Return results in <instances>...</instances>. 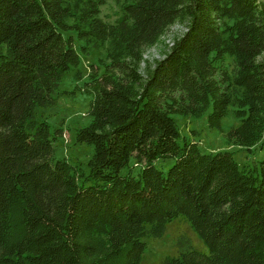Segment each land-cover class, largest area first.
I'll return each instance as SVG.
<instances>
[{
  "label": "trees",
  "instance_id": "trees-1",
  "mask_svg": "<svg viewBox=\"0 0 264 264\" xmlns=\"http://www.w3.org/2000/svg\"><path fill=\"white\" fill-rule=\"evenodd\" d=\"M61 92L89 97L75 132L93 147L86 169L56 156L61 132L35 117ZM205 113L212 129L232 113L227 142L264 149V0H0V264H140L143 238L179 217L208 252L180 236L162 264H264V159L180 135L174 114Z\"/></svg>",
  "mask_w": 264,
  "mask_h": 264
},
{
  "label": "rangeland",
  "instance_id": "rangeland-1",
  "mask_svg": "<svg viewBox=\"0 0 264 264\" xmlns=\"http://www.w3.org/2000/svg\"><path fill=\"white\" fill-rule=\"evenodd\" d=\"M101 16L107 21H114L120 17L119 6L114 1L101 7ZM180 24L172 25L156 44L148 48L144 53V59L152 62L163 56L171 45L175 36L181 31ZM100 53L91 51L87 55H80V71L87 74L90 64H95ZM73 72L64 74L59 91L69 92L74 86ZM58 94V93H57ZM89 97L81 93L58 94L57 103L51 107L35 109V117L46 120L53 132H61L55 143L56 156L68 158L71 162L86 169L93 147L79 143L75 132L78 128L87 125L90 121L88 115ZM180 135L198 142L204 152L227 150L233 152V156L241 165L254 166L257 161L264 159V149L259 145L247 150L227 142L226 132L238 121L228 114L221 122L220 129H212L207 123V113L200 117L173 115ZM173 163V159L159 160L155 166L166 171ZM133 167V166H132ZM126 171V170H124ZM180 236L186 237L191 246L201 252H208L207 246L197 237L184 217H179L166 225L161 237L143 238L146 244L140 264H162L165 256L178 254L177 241Z\"/></svg>",
  "mask_w": 264,
  "mask_h": 264
}]
</instances>
